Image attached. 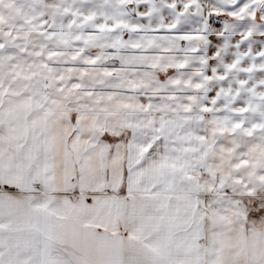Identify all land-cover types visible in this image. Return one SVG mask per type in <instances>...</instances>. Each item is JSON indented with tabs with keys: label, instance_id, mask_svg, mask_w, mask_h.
I'll use <instances>...</instances> for the list:
<instances>
[{
	"label": "snow or ice",
	"instance_id": "1",
	"mask_svg": "<svg viewBox=\"0 0 264 264\" xmlns=\"http://www.w3.org/2000/svg\"><path fill=\"white\" fill-rule=\"evenodd\" d=\"M0 264H264V0H0Z\"/></svg>",
	"mask_w": 264,
	"mask_h": 264
}]
</instances>
